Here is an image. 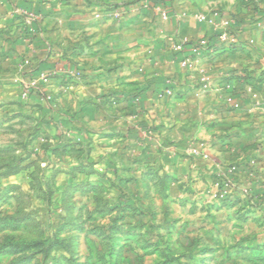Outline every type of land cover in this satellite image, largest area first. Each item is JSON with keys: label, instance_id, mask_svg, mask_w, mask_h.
Here are the masks:
<instances>
[{"label": "rangeland", "instance_id": "1", "mask_svg": "<svg viewBox=\"0 0 264 264\" xmlns=\"http://www.w3.org/2000/svg\"><path fill=\"white\" fill-rule=\"evenodd\" d=\"M159 2L135 4L136 13L155 12L152 41L169 19L166 11L156 8ZM236 2L217 42L167 41L174 54L181 53L179 46L206 43L196 55L186 57L192 61L191 69L178 65L196 75L199 93L217 95L232 113L228 127L224 125L229 132L222 134L230 136L224 144L230 146L225 156L229 164L223 170L215 172L213 146L199 139L186 147L187 156L205 164L189 167L182 183L171 180L157 164L156 171L145 174L143 169H129L133 165L122 154L96 164L102 149L92 155L89 145L83 149L66 135V123L55 121L67 110L78 113V92L67 95L73 97L68 98L70 106L62 89L45 104L35 91L23 98L24 88L15 89L13 101L10 95L0 99V264H244L242 251H214L205 244L224 239L237 247L253 235L264 243V0ZM221 9L216 7L211 19L196 15L213 22L222 15ZM217 67L228 70L222 74ZM69 76L73 84L85 77L79 69ZM203 77L209 79L206 89ZM166 89L173 95L160 98L177 97L173 87ZM41 91L46 93L42 86ZM47 113L52 124L44 120ZM242 145L249 152L241 151L236 158ZM161 149L158 146L152 162H162ZM193 150L207 152L209 158L194 155ZM82 158L86 168L80 164ZM134 159L144 163L142 155ZM216 212L223 216L215 219ZM217 226L224 234L199 232ZM211 257L214 260L207 263Z\"/></svg>", "mask_w": 264, "mask_h": 264}, {"label": "crops", "instance_id": "2", "mask_svg": "<svg viewBox=\"0 0 264 264\" xmlns=\"http://www.w3.org/2000/svg\"><path fill=\"white\" fill-rule=\"evenodd\" d=\"M138 2L0 0V99L10 95L13 101L15 89L22 90L41 73H48L49 79L39 82L45 94L59 95L61 89L66 90L69 105L72 96L67 95L72 90L78 92V113L74 115L67 110L66 116L62 113L55 121L66 123V135L77 139V146L83 149L89 145L92 155L94 150L102 149L96 164L101 158V162L109 163L116 154H122L133 165L129 169H143L145 174L162 167L171 180L182 183L194 163L205 164L201 158L187 156L189 148L186 147L199 139L213 146L211 160L215 172L223 170L229 164L225 156L230 146L224 144L230 136L225 138L222 134L229 132L225 123L230 121L232 113L226 111L217 95L199 93L196 75L180 69L178 62L191 55L190 46L174 54L167 49V41L178 39L192 43L207 38L217 42L218 34L226 30L227 13L236 11V0H161L156 8L166 11L169 19L162 22V30L153 41L149 33L156 20L155 12L136 13ZM216 7L222 8V15L212 18L213 22L197 18L204 15L211 19ZM18 9L32 13L36 17L34 23L28 25L16 12ZM115 10L124 11L123 16L116 18ZM140 30L142 34L138 33ZM206 66L213 67L208 63ZM78 69L85 77L79 84L76 81L73 84L69 74ZM227 70L217 67L222 74ZM167 87L174 88L176 98H160ZM37 97L45 104L40 95ZM60 101L64 102L61 95ZM4 104L10 105V102ZM51 117L47 113L44 120L51 123ZM156 145L162 147V162L154 163L151 159L158 154ZM241 151L242 154L249 152L242 145L237 149L236 158ZM136 155H142V165H139L140 158L134 159ZM83 160L80 159V164L86 168ZM70 178L68 184L72 182ZM215 214V219L223 216ZM177 231L182 232L179 228ZM217 231L224 234L221 226L199 229L201 234L208 235ZM258 237H247L237 247H230L224 239L207 242L205 246L214 251L235 248L242 251L244 264H264V243L258 242ZM206 260L208 263L214 259Z\"/></svg>", "mask_w": 264, "mask_h": 264}, {"label": "built area", "instance_id": "3", "mask_svg": "<svg viewBox=\"0 0 264 264\" xmlns=\"http://www.w3.org/2000/svg\"><path fill=\"white\" fill-rule=\"evenodd\" d=\"M145 1H147V0H143L144 3H145ZM16 12L24 17L25 22L28 25H32L34 23V21L36 20V17L28 11L18 10ZM123 12L124 11H122V10H115L113 12V15L119 19L123 16ZM202 20H205V19L202 18ZM186 46H190L191 54L196 55L200 49H202L203 47L206 46V43L203 42L202 45L190 44V45L179 46V48H178L179 52H183L185 50ZM179 63L184 69H191L193 67L192 61L189 58H184V59L180 60ZM48 79H49L48 73H44V72L41 73L36 80H33L31 84L27 85L24 88L23 98L29 97V95L33 91H35L36 93L40 94V96L42 97L43 100H46L47 102H49L52 99V97L45 94L43 91H41V86L39 85L40 81L46 82ZM202 83H203L205 89L208 88L209 79L207 77H203ZM172 95H173L172 90L165 89L164 91L161 92L160 97H166V96H172ZM193 154L197 155V156H201L202 158L204 157L205 159L209 158V154L207 152L204 153L202 151L193 150Z\"/></svg>", "mask_w": 264, "mask_h": 264}, {"label": "trees", "instance_id": "4", "mask_svg": "<svg viewBox=\"0 0 264 264\" xmlns=\"http://www.w3.org/2000/svg\"><path fill=\"white\" fill-rule=\"evenodd\" d=\"M137 97H133V99H136ZM50 111H53V108H51V110Z\"/></svg>", "mask_w": 264, "mask_h": 264}]
</instances>
